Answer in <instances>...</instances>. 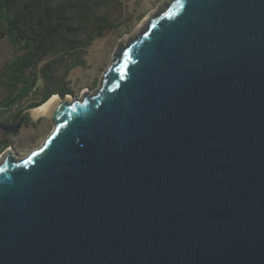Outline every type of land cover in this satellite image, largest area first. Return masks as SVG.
<instances>
[{
  "label": "water",
  "instance_id": "water-1",
  "mask_svg": "<svg viewBox=\"0 0 264 264\" xmlns=\"http://www.w3.org/2000/svg\"><path fill=\"white\" fill-rule=\"evenodd\" d=\"M103 73L0 156V264H264V0L162 3Z\"/></svg>",
  "mask_w": 264,
  "mask_h": 264
},
{
  "label": "trees",
  "instance_id": "trees-1",
  "mask_svg": "<svg viewBox=\"0 0 264 264\" xmlns=\"http://www.w3.org/2000/svg\"><path fill=\"white\" fill-rule=\"evenodd\" d=\"M125 1L0 0V122L15 124L54 95L76 97L70 75L86 67L94 42L129 32L145 17ZM18 136L0 129V155L22 147Z\"/></svg>",
  "mask_w": 264,
  "mask_h": 264
},
{
  "label": "rangeland",
  "instance_id": "rangeland-1",
  "mask_svg": "<svg viewBox=\"0 0 264 264\" xmlns=\"http://www.w3.org/2000/svg\"><path fill=\"white\" fill-rule=\"evenodd\" d=\"M170 1L171 0H126L125 2L130 12L133 10H138V12L145 10V17L136 23L129 32H123L120 36L110 34L108 37L94 42L88 51L86 67L77 68L70 75L73 87L77 92V96L75 97L72 95L73 97L71 98L73 100L81 99L84 97L83 92L85 91L91 95L94 94L101 86L104 78L103 72L108 70L119 43L137 32L156 12L160 4L165 2L169 3ZM139 3H141L143 7L140 8ZM95 82H97L96 85L94 84ZM35 123H38V126L35 127ZM53 128V121L51 117L47 115L41 116L32 124L23 125L17 131L19 133L17 140H22V147L19 148V150L10 148L11 151L18 158L27 156L43 144L45 139L51 134Z\"/></svg>",
  "mask_w": 264,
  "mask_h": 264
},
{
  "label": "bare ground",
  "instance_id": "bare-ground-1",
  "mask_svg": "<svg viewBox=\"0 0 264 264\" xmlns=\"http://www.w3.org/2000/svg\"><path fill=\"white\" fill-rule=\"evenodd\" d=\"M61 101L62 99H60L59 96L54 95L50 100H48L46 103H44L40 107L32 109L30 114L32 118H40L41 116H44V115L51 117V115H53L56 105L60 103Z\"/></svg>",
  "mask_w": 264,
  "mask_h": 264
}]
</instances>
